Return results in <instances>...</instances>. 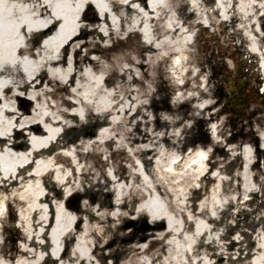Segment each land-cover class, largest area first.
<instances>
[{"label": "bare ground", "instance_id": "bare-ground-1", "mask_svg": "<svg viewBox=\"0 0 264 264\" xmlns=\"http://www.w3.org/2000/svg\"><path fill=\"white\" fill-rule=\"evenodd\" d=\"M89 7L97 11V17L93 20L97 21L98 26L86 23L83 17V12ZM111 8L117 12L118 21L108 15ZM220 27L230 30L233 40L237 39L236 34H243L247 52L258 57L264 74V0H0V141L3 142L0 144V209L4 206L10 210L19 208L17 227L21 230L25 246L36 236L29 232L28 219L46 217L49 224L51 223L50 239L38 253H33V257L24 256L31 253L26 248L17 260L14 261V257L9 256L7 259H0V264H97L94 260L91 261L93 258L89 250L75 247L62 259L66 253L63 243L80 220L84 227L79 235L82 240L90 233V226L95 229V237L100 245L105 244L110 236L105 226L109 209H104L102 205L115 207L114 198L113 202L103 200L99 204L100 207L95 209L96 215L87 214L89 217L86 219H79L77 213L59 204L64 195L74 188L76 181L81 182L88 177L87 169L81 162L84 158V147L87 144L106 147L112 140L105 138L100 143L98 138L102 134L95 141L89 139L93 131L92 125L84 121L77 125L70 123L71 117L74 118V111L73 114L71 111L77 107L75 101L67 105L68 114L64 119L60 114L45 110L47 108H35L30 116H24L19 110L24 109L23 105L17 108L16 102L20 103L24 95L29 96L30 100L42 96L37 90L39 86L36 80L47 78L49 83L56 80L61 88L69 93L72 89L68 84L76 80L71 87H76L72 94L74 100L80 101V114L84 115L85 109L89 111V106L95 104L94 108L98 107L104 112L103 115H110V110L115 106L109 103L115 100L117 95H108L106 81L111 76L116 77L118 70L115 69L121 60V51L125 45L118 42L107 46V42L125 32L130 35L132 28L141 31L144 36L148 35L144 40L147 45L144 62L135 64L129 54H124L126 63H133L134 68L126 66L123 75L129 77L134 74L132 82L139 84L146 74L140 71V65L154 74L164 67L165 70L168 68L174 85L180 89L185 85L188 74L197 75L196 69L190 68L188 64L194 58L191 49L198 39V29H210L215 33ZM148 32L150 33L147 34ZM96 34H99L100 40L96 39ZM103 57L105 62L101 61ZM135 67L138 68L136 72ZM94 72L101 74L93 76ZM84 80L89 81L91 86H81ZM115 83L116 88L119 87L118 79ZM22 90L27 92L23 93ZM139 90L133 93V101H139V107L142 108L144 101H141V93L144 92ZM182 96L183 94L179 93L177 99ZM174 103L178 105L175 99L172 100V104ZM201 109L202 105L197 108V115H200ZM115 110L121 115L120 104H116ZM16 133L23 139H14ZM74 139L79 142H74ZM26 143L27 149L24 148ZM164 147L159 152L155 149L146 151L149 154L147 160L153 161L154 168L159 165L165 167L167 162H175L177 159L170 158L166 149L168 147ZM91 154L93 155H87ZM201 157L204 156L197 155L188 164L196 166ZM181 162L185 163L184 158ZM134 166L137 178L148 188V192L144 194V204L149 210L147 213H150L148 222L157 227H160L159 222L165 224V232L158 235L171 237L169 245L173 244L176 252L182 254L185 264H203L202 261L192 262L190 257L204 252L209 255L207 251L211 250L213 241L212 237L209 240V235L213 234L210 223L216 221L215 217L219 218V209L224 201H232V183L228 181L227 191L218 193L219 186L216 181L220 179L219 173H213L210 180L209 172L202 166L192 174L193 182L200 189H203L204 182H214L210 188L212 206L208 210L188 207L179 215L164 213L160 217L155 212L157 205L150 190L153 173L147 169L143 159L134 163ZM191 171L192 169L189 172ZM131 179L134 181L132 175ZM131 185L133 182L130 184L128 180L122 185L118 184V200L121 197L126 199L130 194L137 192ZM103 192L98 191L100 195ZM186 195L183 192L176 197L185 200ZM49 199L58 205L53 213L46 209ZM115 210L116 208L111 213L113 218L118 213ZM1 213L3 215V211ZM46 220L43 219L44 222ZM229 220L222 229L231 234L234 231L235 218L230 216ZM250 221L251 218L246 219L247 223ZM236 227L241 229L238 223ZM42 231L43 229L39 228L38 235ZM255 233L260 237V248L254 253L251 264H264V226L255 229ZM175 236H179V239ZM199 236L204 240L203 245L196 244L193 239ZM238 246L239 254L234 255L219 249L213 256L216 255L217 258L220 255L229 264H247L250 260V248L245 247L244 241H240ZM136 248L132 247L131 253L134 255ZM138 250L141 251V247ZM139 255L145 259L143 264H159L158 255L147 256L145 250ZM98 258L100 259V256ZM181 261L183 259L173 258L169 264H182Z\"/></svg>", "mask_w": 264, "mask_h": 264}, {"label": "rangeland", "instance_id": "rangeland-1", "mask_svg": "<svg viewBox=\"0 0 264 264\" xmlns=\"http://www.w3.org/2000/svg\"><path fill=\"white\" fill-rule=\"evenodd\" d=\"M108 15L118 21L119 16L112 8L109 9ZM83 17L86 23L98 26L97 21L93 20L97 17L95 8L86 9ZM198 31V39L191 49L194 58L188 64L190 68L196 69L197 75L188 74L185 85L180 89L174 85L173 78L168 74V68L165 70L164 67L154 74L140 65V71L146 74L139 84L132 82L134 74L129 77L123 75L126 66L134 68L133 63H126L124 54H129L135 64H138L144 62L143 57L147 53L144 40L148 35L144 36L141 31L132 28L130 35L125 32L106 43L107 46L118 42L125 45L121 51L123 52L121 60L115 69V71L118 70L116 77L111 76L106 81L108 95H117L116 99L109 103L115 106L110 110L112 114L103 115L104 112H101L98 107L94 108L95 104L89 106V111L84 108V115L80 114V101L74 100L72 94L76 87H71L76 80L68 84V87L72 89L69 93L64 91L56 80L49 83V79L41 78L39 81L36 80L39 86L37 90L41 93V97L30 100L29 96L24 95L20 103L16 102L17 108L23 105L24 109L19 110L26 117L30 116L35 108H47L45 110L60 114L64 119L68 114L67 105L75 101L77 107L71 111L72 114L74 111V118L71 117L70 123L77 125L84 121L92 125L93 131L89 139L95 141L102 134L98 138L100 143L105 138L112 140L106 147H100L97 144L94 146L87 144L84 147V158L81 162L82 166L87 169L88 177L81 182L76 181L73 184L74 188L64 195L59 204L77 213L79 219H86L89 217L87 214L96 215L95 209L100 207L99 204L103 200L108 199L113 202L114 198L115 207L109 204L102 205L104 209H109V215L105 219L108 221L105 226L110 232L109 239L105 244L100 245L95 237V229L90 226V233L85 240H82L79 235L84 227L80 220L63 243L66 253L62 259L67 257L72 247H75L89 250L93 258L91 261L94 260L97 264H143L145 259L139 255L143 250L147 256L158 255L159 264H169L173 258L183 259L181 262L185 264L182 254L176 252L173 244L169 245L168 241L171 237L169 235L159 236L165 232V224L159 222L160 227H157L148 222L150 213H147L149 210L144 204V194L148 192V188L137 178L134 166V163L141 159L144 160L147 169L153 173L150 190L153 201L157 205L158 212L156 208L155 212L160 217L164 213L179 215L188 207L208 210L212 206L210 188L214 182L211 181L210 184L204 182L203 189L197 188L193 182L192 174L202 166L209 172V178L213 173H219L220 179L216 181L219 186L218 193L223 190L227 191L228 181L232 183L234 192L232 201H224L219 209V218L215 217L216 221L210 223L213 234L209 235V240L212 237L213 241H211V250L207 251L209 255L205 252L196 253L190 257L192 262L229 264L220 255L216 258L213 254L214 252L217 254L219 249L234 255L239 254L240 241H244L245 247L250 248L248 257L250 260L247 264H251L254 259V253L260 248V237L255 233V229L264 226V95L251 98V102L241 103L237 110L231 107L236 104L232 101L235 86L244 81L243 68L247 66L249 70L253 67L243 57L248 56L249 59H256V57L247 52V44L241 33L236 34L237 39L233 40L230 37V30H224L223 27L216 29L215 33L210 29H198ZM98 35H95L96 39L100 40ZM101 61L105 62V58H101ZM136 71H138L137 67H135ZM100 74L94 72L92 75ZM257 74L259 78L262 77L259 70H254L252 77L255 78ZM136 76L138 77L137 73ZM117 77H122V79ZM116 79L120 84L117 88ZM257 83L262 84L263 87L264 80L258 79ZM81 86L91 85L89 81L84 80ZM137 90L144 92L141 93V101H144L143 109L139 107V101H133V93ZM47 91L49 93L46 94ZM22 92L27 91L22 90ZM179 93L183 96L177 99ZM174 99L178 101L177 106L175 103L172 104ZM116 104H120L121 115L118 114V110H115ZM200 105L203 109L200 115H197L199 112L197 108ZM13 138L23 139L17 133ZM0 144L3 142L0 141ZM164 146L168 147L166 149L170 158L177 157V159L175 162L170 161L173 164L167 162L165 167L159 165L154 168L153 161L147 160L149 154L146 151L155 149L159 152L165 148ZM24 148H28L27 143ZM88 153H93V155H87ZM199 154L204 157H201L196 166L188 164ZM183 158L185 163L181 162ZM191 169L192 171L189 172ZM126 180L130 184L133 182L131 186L137 192L130 194L126 199L121 197L118 200L120 193L118 184L122 185ZM63 191L64 188H62ZM98 191L104 192L100 195ZM183 192L187 194L185 200L176 197ZM47 205V211L53 213L57 210L58 205H55L54 200L49 199ZM115 208L118 213L113 218L111 213ZM18 209L15 207L10 210L6 206L0 209V259L13 256L15 261L27 249L31 253L24 256L33 257V253H38L50 239L51 223L49 224L46 217L28 219L30 221L27 222L29 232L36 236L31 239L30 244L25 246L21 230L17 227L19 224ZM230 216L235 218L234 231L231 234L228 230L223 231L222 229L227 221H230ZM247 218H251L249 223L246 222ZM43 219L47 220L44 222ZM237 223L242 231L238 229L239 226L236 227ZM39 228L43 231L38 235ZM175 238L179 239V236ZM193 239L196 244L203 245L204 240L201 236L193 237ZM134 246L137 247L136 255L131 253ZM139 247L141 251L138 250ZM234 264L240 263L234 262Z\"/></svg>", "mask_w": 264, "mask_h": 264}, {"label": "flooded vegetation", "instance_id": "flooded-vegetation-1", "mask_svg": "<svg viewBox=\"0 0 264 264\" xmlns=\"http://www.w3.org/2000/svg\"><path fill=\"white\" fill-rule=\"evenodd\" d=\"M250 65V62H248ZM251 67V66H250ZM249 67V68H250ZM243 79L244 81L242 83L239 82L235 86V91L233 93V99L236 104L235 106H232L231 108L234 110H237L240 108L241 103H247L251 102V98L259 97L258 94V87L259 85L256 84V80L259 79V77L256 75V77H252L254 69L251 67V69L243 68ZM252 83V86H251ZM240 105V106H239Z\"/></svg>", "mask_w": 264, "mask_h": 264}]
</instances>
